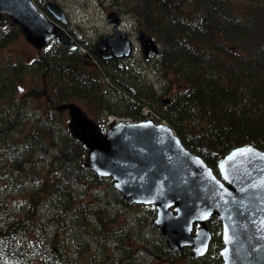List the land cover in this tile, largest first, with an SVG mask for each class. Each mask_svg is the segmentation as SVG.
Returning <instances> with one entry per match:
<instances>
[{
    "label": "trees",
    "instance_id": "1",
    "mask_svg": "<svg viewBox=\"0 0 264 264\" xmlns=\"http://www.w3.org/2000/svg\"><path fill=\"white\" fill-rule=\"evenodd\" d=\"M111 1L115 6L111 13L135 15L148 31L140 29L154 37L157 50L143 55L154 53L160 60L158 64L166 62L172 71L184 77L183 84H175L176 89L165 97L149 88L157 102L153 110L145 105L148 94L141 96L125 79L129 78L128 66L118 64L117 59L112 60L111 69L97 64L106 61L95 51L98 41L90 44L89 52H83L66 49L56 39L59 44L56 50L62 52L48 53L35 64L14 61L3 68L0 71V100L4 101L0 111V264H137L132 254L137 242L135 239L127 242L135 237L132 225L116 237L117 241L125 239L127 244H133L130 253L126 254L128 248L123 243L117 261L104 257L103 245L112 232H118L113 229L119 220L111 217L105 208H91L88 201L84 209L76 207L80 202L74 200L84 197L70 184L68 178L73 170L66 169L67 164L75 162L94 178L97 174L83 164L86 146L70 135L67 126L54 118L48 121L43 116L44 110L36 111L34 107L26 111L23 98L14 94L16 88H21L25 75L22 72L26 69H38L50 77L57 74L52 82L47 81L55 94L48 104L58 112L65 110H57V103L76 100L80 95L100 100L97 90L101 81L93 73L100 74L119 85L124 93L122 113H127L124 115L135 118L153 113L164 119L187 146L203 154L212 165L218 153L234 144L249 141L264 147V0ZM18 33L14 22L9 29H2L0 46ZM91 54L97 58L96 70L90 69L82 75L77 70L82 64L93 65L88 60ZM62 75H66L65 79ZM169 89L166 85L165 92ZM22 115L32 117L31 122L26 124ZM50 142L60 145L49 150L46 145ZM41 148L48 150L51 157L39 156ZM66 211L80 215L72 217L80 221L76 233L88 232L99 245L98 250L88 252L91 258L85 247L78 246L72 254L64 245L63 235L57 229L52 230L50 222H54V215ZM89 212L94 214V221ZM150 219L151 216L145 217L146 223L153 225ZM208 223L213 236L202 255L192 256L188 246L171 249L163 237L145 241L160 258L181 256L187 264H215L219 260V219L213 216ZM111 240L114 243L115 238ZM80 242L86 244L83 238L78 239Z\"/></svg>",
    "mask_w": 264,
    "mask_h": 264
},
{
    "label": "water",
    "instance_id": "2",
    "mask_svg": "<svg viewBox=\"0 0 264 264\" xmlns=\"http://www.w3.org/2000/svg\"><path fill=\"white\" fill-rule=\"evenodd\" d=\"M40 8L34 0H0L5 13L18 23L34 46L51 38L66 47L75 39L56 19L66 13L55 0ZM113 31L99 39L104 57L128 55L132 38L109 14ZM145 55L157 50L152 35L138 30ZM65 110L70 135L86 146L83 164L135 203H151V219L172 249L189 246L191 255L204 254L213 235L208 221L220 220L218 264H264V147L252 142L234 144L215 157V165L190 148L170 123L146 115L135 120L110 117L101 126L75 100L56 104ZM250 149V151H249Z\"/></svg>",
    "mask_w": 264,
    "mask_h": 264
},
{
    "label": "rangeland",
    "instance_id": "3",
    "mask_svg": "<svg viewBox=\"0 0 264 264\" xmlns=\"http://www.w3.org/2000/svg\"><path fill=\"white\" fill-rule=\"evenodd\" d=\"M35 1L38 5H40V7L45 8L43 4L45 0ZM55 1H57L61 7H63L66 13V20H61L60 23L75 38L74 42L77 44L76 48L73 50L77 49L79 51L89 52L90 44H93L94 42L96 43L99 37H102L104 34L110 33L112 31V22L109 18V14L112 11H115V6L112 1ZM118 15H120L118 26L125 30L129 37L132 38L133 49L130 54L123 55L121 58H118L117 63L128 66L127 69L129 78L125 79L131 83L133 90L135 89L142 93L141 96H143L145 93L148 94V98L145 99L147 101L145 105L151 107L154 110L156 109L157 102H155L153 95L149 93L148 89L153 88L161 97H165L166 95H169V93L171 94V91L176 89L175 84H183L184 77L178 74L177 71H172V69L166 65V62L162 65L158 64L160 60L156 55H154V53L151 52L147 56H144L142 47H140L138 42L137 32L142 27L147 31L148 29L145 28V26L142 25V22H140V20L131 13L120 11ZM11 24L12 23L8 21L7 17L3 16L0 21V33H2V29H9ZM156 41L160 45V41H158L157 38ZM57 46H59V44H57V40L55 41V39H50L43 46L36 47L25 38L24 34L19 31V33L13 37V39L2 43L0 46V71L3 70V68H6L9 63L12 64L14 61H16V63H38L37 59L45 57L48 53L58 50L59 52H62L61 49L56 50ZM88 60H90L89 62L93 63V65L85 67L87 65L82 64L83 67H79L77 70H80L81 72L79 73L82 75L88 74L90 69L92 71L96 70V66L94 65L96 64L97 58L95 55L91 54L88 56ZM98 62L97 64H99L101 68H114L112 60L104 61L103 64L101 61L99 63ZM22 73L25 75L20 82L21 88H16L14 94L17 93L16 95L23 98L22 101L24 102L26 111H32L34 107L36 111H38V109L41 110V112L44 110L43 116L48 121H51L54 118L53 120H56L57 123H61L66 126V121L68 119L66 112H58L52 109L51 105L48 104L50 98L55 95L53 87L49 86L51 85L49 82H52L54 76H57V74L52 75L51 77L49 75L45 76L41 70L38 69H26L25 72ZM93 75L99 78L101 81V85L97 90L100 100H94L93 96L91 95L88 97L80 95L76 97V101L79 104H82L89 114L93 115L95 120L102 126L104 121L110 117H116L120 115L123 116L124 114H127L126 112L122 113L125 111V108L123 107L125 102L124 98H122L124 93H122L119 85L107 81L105 77H102L98 73H93ZM65 77L66 75H62L61 78L65 79ZM75 83L79 84V82ZM166 85H169L170 89L165 92ZM3 102V100H0V111L2 110L1 106ZM107 107H110V110H107ZM98 109L101 110V113L98 112ZM152 115L154 114L152 113ZM21 119H23L25 123L28 124L31 122L32 117L29 115H22ZM47 120L44 122L47 123ZM58 145H60L59 142H57V144H52V142H50L46 145V147L50 150L53 146ZM38 155H44L45 158L51 157V154L48 152V150L44 148H41L38 151ZM67 165L68 166L66 169L73 170L68 178L70 184L73 188H75L79 195L84 197L80 200H74L75 202H80L76 207L80 208L83 206L82 208L84 209L85 202L88 201L87 205L91 208H105L110 211L111 217L115 216L116 219L119 220V225L115 226L113 229L118 232H112V234H110L111 236L108 237L106 241V245H103L104 257H113L112 260L117 261V259H119L122 255L121 252L123 245L125 244V246L128 248L126 254H129V248L133 249V244L129 245L127 242L130 243L132 242V239H135L137 242V248L132 254L134 255L135 262L137 261V264H178L182 261L183 264H187L188 261L185 259L183 260L181 256H172L169 258L163 256V258H160L159 256L154 255L153 251L151 250L152 247L149 246L145 241L151 240L152 237H163L159 229L156 228L154 224L153 226L151 223H146L145 220V217L149 219L151 213H154L155 208L153 204L141 202L135 203L130 198H125L118 189L113 187L112 182H110L112 179L107 175L102 177L97 176L94 178L92 173L88 172V170L79 168L75 162H69ZM53 171L61 173V170L59 169H54ZM88 185L90 187H88ZM46 213H48V211H46ZM88 215H90V219L92 221L95 220L93 213L89 212ZM79 216L80 215H77L76 212L71 214L69 211H66L63 214L54 215V222H50L52 230L57 229V233L63 235L65 240L64 245L67 246L72 254L76 253L78 246L82 248L85 247V249L87 248L86 253L93 250H98L99 245L94 242V239L89 235L88 232L86 234L76 233L77 225L80 223V221L76 219L73 220L72 217L79 218ZM129 225H132L133 231H135V237L127 240V242L125 239H123L122 242L120 239L117 241L116 237H118L121 233L123 234L127 228L126 226ZM138 236L141 237L140 240ZM113 237L115 238L114 243L111 240ZM79 238H83V240L86 241V244H82L81 242L78 243ZM109 242L111 246L109 245ZM220 243L221 242L219 241L218 244ZM185 250L186 252L189 251L187 247H185ZM89 255L90 254L88 253V256ZM89 257L91 258V256ZM83 259L88 261L85 257H83ZM215 264H218V262Z\"/></svg>",
    "mask_w": 264,
    "mask_h": 264
},
{
    "label": "flooded vegetation",
    "instance_id": "4",
    "mask_svg": "<svg viewBox=\"0 0 264 264\" xmlns=\"http://www.w3.org/2000/svg\"><path fill=\"white\" fill-rule=\"evenodd\" d=\"M98 41V40H97ZM95 51L97 52V54L99 55V56H101L103 59H106V61H111V60H116V59H118V58H121V56H117V55H111V56H109V57H103V55H102V51L101 50H99L98 48H97V46L95 47ZM76 101V100H75ZM82 105V104H81Z\"/></svg>",
    "mask_w": 264,
    "mask_h": 264
},
{
    "label": "bare ground",
    "instance_id": "5",
    "mask_svg": "<svg viewBox=\"0 0 264 264\" xmlns=\"http://www.w3.org/2000/svg\"><path fill=\"white\" fill-rule=\"evenodd\" d=\"M76 42H75V46H71V47H69V46H67L66 47V49H69V50H73V49H75L76 48ZM66 46V45H65ZM77 102V101H76ZM78 103V102H77ZM79 104V103H78ZM81 105V104H80ZM83 106V105H82ZM84 107V106H83Z\"/></svg>",
    "mask_w": 264,
    "mask_h": 264
},
{
    "label": "snow or ice",
    "instance_id": "6",
    "mask_svg": "<svg viewBox=\"0 0 264 264\" xmlns=\"http://www.w3.org/2000/svg\"><path fill=\"white\" fill-rule=\"evenodd\" d=\"M249 151H250V149H249Z\"/></svg>",
    "mask_w": 264,
    "mask_h": 264
}]
</instances>
